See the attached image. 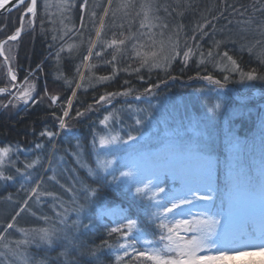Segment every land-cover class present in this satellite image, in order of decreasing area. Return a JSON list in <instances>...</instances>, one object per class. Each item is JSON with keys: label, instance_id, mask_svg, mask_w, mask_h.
<instances>
[{"label": "trees", "instance_id": "1", "mask_svg": "<svg viewBox=\"0 0 264 264\" xmlns=\"http://www.w3.org/2000/svg\"><path fill=\"white\" fill-rule=\"evenodd\" d=\"M145 2H151L155 9L153 14L168 24L166 32L171 33L185 24L190 33L186 41L187 47H192L194 53L187 65L182 62V57H179L167 70L143 68L139 73L131 70L139 66V61L132 51V43L136 38L146 40V37L140 35L139 29L142 13L137 15L140 13V5ZM83 3L84 0H37L35 26L29 23L30 15L24 16V28L20 37L16 41L3 44L2 54L7 58L17 80L12 92L0 93V148H10V152L0 162V171L14 178L11 181L0 180V202L5 200L13 205L5 219L6 222L0 224V233L25 201L27 206L24 205L16 217L17 233L8 243L6 256L0 264L14 263L16 262L14 258L18 261L19 255L24 256L25 264H37L45 258L46 264H69V261L71 264H89L88 258L79 256L78 251L71 247L70 241L81 246V249H93L104 240L114 242L116 235L109 237L107 229L115 226L114 220L121 212L137 219L139 226L148 236L156 240L158 233L146 224L145 213L150 211L146 208L148 204L146 199L136 197L134 191L128 190L122 184L109 183L111 176H108L106 181L103 174L89 175V167L93 169L96 167L98 151L93 141L98 140V137L106 134L109 129L119 131L122 135L129 132L138 133L140 127L133 124L128 107L143 108L152 105L161 101L166 94L184 96L192 89L199 88V85L212 89L209 92L215 98L211 96L206 104L203 101L197 110L192 106V115L195 118H199L200 113L206 111L204 107L208 106L209 109L215 104L217 97L219 103L223 105L215 114L208 110L210 115L208 127L214 142L213 151L209 154L213 172L210 186L214 200L210 202L209 209L214 211L223 207L228 210L232 198L238 195V190L243 191L240 195H244L245 198L250 196L254 200L262 199L264 202V119L258 114L264 110L262 107L264 80L251 83L248 94L255 92L256 97L247 95L241 98L239 96L246 95L247 92L243 94L239 88H235L237 95L232 97L229 95L227 100H223V96L214 91L217 90L215 86L203 85L201 82L203 79L200 78L213 75L222 80L223 73L217 72L212 66L227 48L242 46L243 51L234 58L240 68L246 72L255 69L264 76V63L260 60V55L264 52V0H111V4L109 0H88L84 11L81 12ZM28 4L26 2L13 12L0 16V42L19 28L21 15ZM125 4L128 7H120ZM106 8L108 15L105 16ZM93 11L96 13L95 23L91 17ZM101 17L104 18L106 25L102 31V39L110 41L113 38H133L126 41L124 55L117 54L118 59L114 62L117 69L115 72L113 65L106 62L111 60L113 49L104 50L101 57L93 55L88 61L83 59L91 46L89 40L96 39L95 31L99 28ZM201 25H204L202 31ZM143 31L146 32L147 29ZM154 31L158 32L159 29ZM61 36H64L63 41L59 39ZM53 37L57 39L54 41ZM225 37L231 42L216 47L212 56L208 55L207 61L201 62L197 47L202 45L207 47L206 42L224 40ZM67 44L78 47H75L71 54L65 49L57 59L56 52L61 45ZM100 50L101 45L98 44L93 51ZM202 53L207 54L206 51ZM89 64L94 67L89 68ZM126 67L129 68L127 72L123 70ZM100 76H112V79L100 82L97 79ZM140 76L144 79L141 80ZM170 76L176 79H169ZM26 79L35 86L33 98L27 104L17 98L25 86ZM162 80L167 83H160ZM77 83L81 84L80 88H76ZM150 84L160 86L154 90L152 96L136 100L135 96L143 95L144 89ZM12 85L7 66L0 57V88L10 89ZM129 88L132 92L128 96H115L111 103H96L101 95L109 92L118 93ZM73 90L76 92L74 97ZM51 95L59 96L55 105L51 103ZM69 98L72 99L70 109L67 106ZM89 105L93 108L86 116H76L77 111H84ZM238 109L242 113L255 109L258 116L235 117L234 111ZM65 110H68L69 115L64 119L72 131L59 129L57 117L63 116ZM178 110L176 108L175 116H170L173 120L169 119L168 123L178 119L180 115L177 113ZM111 113L122 116L118 122L113 121L109 128L105 129L99 122L105 115ZM167 116L169 117L168 114ZM46 129L57 135L51 140L41 137L39 133ZM36 144L42 147L36 149ZM234 144L239 145V148L231 149ZM141 146L139 143L134 147L136 149ZM131 147L133 146L126 148L125 151L133 150ZM123 152L124 150H120L114 153L112 150V155L121 157ZM238 153L239 157L235 156L237 159L232 160L234 154ZM168 155L169 151L164 150L159 161H166ZM37 158L39 164L26 170L25 164L32 163ZM123 168L118 162L114 165V169ZM115 174L118 175V171ZM162 180L167 187L171 186L166 177ZM37 185L38 192L53 195H42L39 198L32 196L31 189ZM89 188L99 189V194L95 202L86 205L85 211L78 215L74 207L84 203L83 193ZM58 213L66 218L69 228L73 221H78V225L69 233L68 240L61 239L48 247L40 243L32 230L49 227L52 224L62 228L61 216L57 215ZM22 215L25 216L24 220L19 223ZM83 225L88 227L85 228ZM246 228L251 230V224L247 223ZM20 229H24L25 233H21ZM24 240H28V243H19ZM65 245H68L67 259L59 256V253L65 250ZM139 247L141 246L137 244V248ZM101 255L104 264H114V251H104ZM129 259L125 258L126 261ZM137 264L151 262L139 258ZM225 264H264V260L250 258L236 262L228 259Z\"/></svg>", "mask_w": 264, "mask_h": 264}, {"label": "snow or ice", "instance_id": "2", "mask_svg": "<svg viewBox=\"0 0 264 264\" xmlns=\"http://www.w3.org/2000/svg\"><path fill=\"white\" fill-rule=\"evenodd\" d=\"M25 0H0V9L11 11L12 7H19L24 4ZM88 0H84L81 5V12L84 11ZM111 4V0H109ZM120 7L125 8L128 5H121ZM155 9L151 2H145L140 5V15L142 13L143 18L140 20L139 29L141 30L140 35L146 37L145 41H141L136 38L135 42L132 43V51L135 58L139 61V66L132 68L133 72L139 73L141 69L147 68L152 69H164L171 65L173 61L181 57L182 62L187 65L188 61L191 59L193 53L192 47H187L186 50H181L179 48V34L178 30H173V33H169L165 39V30L168 29V24L161 21L160 17L154 15ZM30 14L29 23L34 27L35 18L37 16V0H30V3L26 7L23 16ZM104 15H108V9L104 10ZM23 16L21 17V27L16 29L14 34L8 37V40H17L21 32L23 31ZM96 13L93 11L91 17L93 18V23H95ZM84 17L81 16V27H83ZM105 20L103 17L99 20V28L95 31V40H89L91 45L88 48V54L83 57L85 61L90 60L93 55L96 57H101L103 51L106 49H113V54L110 61H106L113 65V71L115 72L116 65L114 62L117 61L118 55H124V46L126 41L133 39L132 37H125L122 39L113 38L110 41L102 39V31L105 29ZM204 25L200 26L202 31ZM147 29L146 32L143 30ZM154 29H159L158 32ZM175 34V38L174 35ZM67 35V32L65 33ZM115 36V33L113 34ZM123 36V33H121ZM202 35H207V33H202ZM57 37H53L55 41ZM61 41L64 40V36L59 37ZM231 42L228 37L224 40H214L213 45L219 47L224 43ZM101 45L100 51H93L97 45ZM75 47L74 44L61 45L59 51L56 52V57L59 59L61 53L67 49L69 54L73 51ZM3 48V44H0V49ZM243 51V46L241 47ZM250 52L251 49H248ZM203 55V53L201 54ZM212 56L211 50L208 53ZM223 57L227 58L228 65L225 66V70L231 73L238 74V80L236 82L244 84L251 83L257 80H264V76H261L255 69L249 70L247 72L240 68L237 60L234 59L227 51L223 52ZM7 59V58H6ZM261 63H264V52L260 55ZM203 62V60L201 61ZM39 67V66H38ZM89 68L94 67V65L89 64ZM129 67H131L129 65ZM128 71L129 68L123 69ZM8 75L11 81H16L17 76L13 72L11 67H8ZM230 74L224 75L223 79H218L213 75H205L200 77L204 81H207L210 85L215 86L219 89H225L227 83L230 80ZM199 76V73H197ZM143 80V76L139 77ZM81 79L83 80V74H81ZM98 81L103 82L112 79V76H100L97 78ZM169 79L175 80L176 77L170 76ZM191 79V78H190ZM125 83H128L125 81ZM160 83L166 84L167 81L162 80ZM160 84H150L148 88L144 89L143 95L135 96L136 100H142L144 97L152 96L155 89L159 88ZM34 85L28 83L27 79L25 81V86L20 90L18 99H21L25 104L32 100V94L34 91ZM81 84L77 83L76 88H80ZM6 89H0V93L5 92ZM132 92V89H126L121 92H109L101 95L96 101L97 104L100 103H111L112 98L115 96H128ZM46 95H48L46 93ZM76 95L75 90L72 92V96ZM51 103L53 105L59 100V96L51 95ZM72 105V99L69 98L67 101V106L70 109ZM6 107V105H5ZM223 105L219 102L213 104L208 110L213 114L219 112ZM93 106L89 105L84 111H77V117L86 116ZM131 110V106H130ZM145 113L142 117L140 114ZM69 115L68 110L63 112V116L57 117L59 121V129L65 131H72L70 126L66 123L65 117ZM151 118V113H147L145 109L137 110V115L135 118V124L137 126H142L148 119ZM113 119L111 114L105 115L103 119L100 120V125L105 129L109 128V122ZM41 137H47L51 140L57 133L50 130H44L39 133ZM139 140L137 135L131 132L126 135H122L119 131H108L106 134H102L98 137V140L94 139L93 144L98 149L96 153V167L95 169L89 167V175H99L103 174V178L107 181L108 176H111V181L109 183H116L124 185L128 190L134 191V195L141 200H147V209L145 215L147 217L146 224L151 226L155 233H158L156 240H153L148 236L144 229H142L138 220L130 218L125 212H121L118 217L114 220V225L107 229V234L112 237L113 234L116 235V240L114 242H109V240L102 241L101 245L96 246L93 249H81V246L76 245L74 242L70 241L71 247L78 251L79 256L88 258L89 264H104L101 253L104 251H114V264H137L139 258H144L146 261L151 262V264H225V261L230 259V254H244L246 251L260 250L264 251V228H261L258 232L254 229L253 232L248 236L247 241H228L225 237L230 230V226L233 222L232 216L229 210L221 207L215 209L214 211L207 207V204L214 200L212 194V188L209 186L207 188L206 194H198L197 190L192 188L187 189H175L166 186L165 182L160 178V173H153L150 177H142L141 170L135 166H125L126 170L114 169V165L117 164V159L112 155L113 149L127 148L129 145L135 146L136 142ZM42 146L36 144L35 148L40 149ZM22 151V149H20ZM10 152L9 147L0 148V162L2 159ZM37 164H39V158H37L32 163H26L25 169H32ZM19 172V169H17ZM118 171V175L115 172ZM25 175V173H21ZM14 178L11 175H5L0 171V180L11 181ZM53 179H55L53 177ZM39 185L31 189V195L39 198L42 195H53L52 193H40L38 192ZM72 189H69L71 191ZM99 194V189L89 188L83 193L84 203L79 204L78 207H74V210L79 215L85 211V207L88 204L95 202ZM25 206H27V201H25ZM66 211V210H65ZM19 215V213H17ZM61 216L60 224L63 227H57L56 224H52L49 227H44L40 229H33L32 231L36 233L39 241L43 245L48 247L53 246L57 241L68 240L69 233L77 228L78 221H73L71 228H69L66 218L63 214L58 213ZM47 220V217L44 218ZM98 219V217H97ZM15 217H13V221ZM14 227L13 223H8L5 229ZM87 228L88 225H83ZM21 233H25L24 229L19 230ZM5 237L3 233H0V243L4 241ZM255 239H259L261 242L259 244L253 243ZM123 241V242H121ZM19 243L27 244L28 240L21 241ZM229 243L235 245L234 247H227ZM137 244H142L144 247L137 248ZM3 247L7 248L8 244L4 243ZM215 250L217 255L206 256L204 253ZM60 257L67 259L69 257L68 245H65V250L59 253ZM130 258L125 260V258ZM37 264H46V258L37 262ZM71 264V261H69Z\"/></svg>", "mask_w": 264, "mask_h": 264}, {"label": "rangeland", "instance_id": "3", "mask_svg": "<svg viewBox=\"0 0 264 264\" xmlns=\"http://www.w3.org/2000/svg\"><path fill=\"white\" fill-rule=\"evenodd\" d=\"M190 24V22H189ZM187 25V24H186ZM178 34H179V48L181 50V53L183 50H186V41L190 37V33L188 29L186 28L185 24L182 27L177 28ZM173 33V31H171ZM169 34V31H165V39L167 38ZM174 38H175V34ZM207 47L205 45L198 46V50L200 53H198V58L203 60V62L207 61V56L209 51L213 53L214 49L216 47L213 45L212 41L206 42ZM206 51V55L202 52ZM226 51L231 55L233 58L241 54V47L239 48H227ZM182 57V54H181ZM220 59L216 61V64H214L212 67L217 72H222L223 76L230 74L229 71L225 70V66L228 65L227 58L223 57V54L220 55ZM174 62V61H173ZM172 62V63H173ZM171 63V64H172ZM163 70V69H158ZM243 70V69H242ZM245 71V70H243ZM246 72V71H245ZM238 80V74L231 73L230 74V80L227 83V86L225 89H219L216 88L217 94L220 96H223V100H227L229 95L235 96L236 89L239 88L243 94V96H239L241 98H245L247 95L256 97L257 95L255 92L248 94L249 90L251 88V83H238L236 82ZM203 85L209 86L207 81L202 80L201 81ZM233 84V85H232ZM197 89H192L191 92H189L187 95L184 96H174L170 94L164 95V97L161 99V101L156 102L152 105H148L146 107H135L131 106L128 107V111L133 119V124H135V118L137 115V110L139 109H145L147 113H151V118L146 121L140 129L138 130V133L134 134L139 137V140L136 142L135 146L139 143L142 144L141 147H131L134 148L131 151H125L126 148H119V149H113L114 153L118 152L120 150H124L122 156L120 155L116 156L118 164H121V167H124L122 170H126L125 166H131L135 165L137 166L142 173V177L148 178L153 173H160L161 179H164L166 177L168 181L171 183V186L169 188H175V189H187L192 188L194 190L198 191V194H206L207 188L210 186L211 177H212V162L211 157L209 154L211 151H213V139L210 135V130L208 127V121L210 119V115L208 112V106L204 107L206 108V111L201 112L199 115V118H195L192 115V106L198 109V107H201V105L204 103L203 101H206L211 99V96L215 98L210 92L209 88H203L201 85L198 86ZM245 92V93H244ZM228 94V95H227ZM214 100V99H213ZM219 102V98H216V103ZM209 103V101H208ZM222 104V103H221ZM262 107L264 108V105L262 104ZM178 108L180 114L178 116V119H176L175 122L168 123L169 119H172L175 116V110ZM195 110V111H196ZM126 111V112H128ZM203 113V114H202ZM169 115V117L167 116ZM261 118L264 119V110L258 113ZM113 116V119L110 120V123L118 122L120 120V117L122 115H116L114 113H111ZM142 117L145 115V113L140 114ZM242 115L243 118L249 116V115H256V110H248L245 113H242L239 109L234 111V116L238 117ZM170 116H173L170 118ZM173 120V119H172ZM109 131H114L110 130ZM107 133V132H106ZM132 145H129L130 147ZM234 147H231V149H238L239 145L234 144ZM127 147V148H128ZM169 151V155L167 156L166 161L161 162L159 159L161 156H163V152ZM238 151V150H237ZM235 156L237 158L238 155L234 154V158L231 159L235 161ZM231 161L230 159H228ZM5 161V159H4ZM230 163V162H229ZM1 189V188H0ZM243 193V191L238 190V195L234 196L232 198V201L230 203V206L228 210L231 213L232 216V224L230 226L229 232L226 234V239L228 241H247L248 236L253 232L255 229L257 232L264 228V202L262 199H252L250 196L247 198L244 197V195H240ZM25 205V203L22 205ZM210 203L207 204V207L209 208ZM13 208V205L10 202H7L5 200L0 202V224L5 223V219L9 215ZM21 208V209H22ZM20 209V210H21ZM20 210L17 213H20ZM18 215L16 214V217ZM24 215L20 216L19 223L24 220ZM13 221V218L8 223H13L14 227L12 229H8L7 232H5V229L7 227V224L5 225L2 233L4 234V241L0 243V262L4 260L6 256V252L8 250V247H3L4 243H9L11 239L15 236L17 233L16 231V221ZM247 223L251 224V230H248L246 228ZM261 241L259 239H255L253 243L259 244ZM143 248L144 246L142 244H139ZM232 243H229L227 247H234ZM218 253L215 252V250H210L204 255L206 256H213L217 255ZM13 258V257H12ZM250 258L255 259H263L264 260V251L260 250H251L246 251L244 254H230V261H240V260H247ZM16 262H11L10 264H17L20 262V264L24 261V256L19 255L18 261L17 258Z\"/></svg>", "mask_w": 264, "mask_h": 264}, {"label": "water", "instance_id": "4", "mask_svg": "<svg viewBox=\"0 0 264 264\" xmlns=\"http://www.w3.org/2000/svg\"><path fill=\"white\" fill-rule=\"evenodd\" d=\"M26 2H29L30 3V0H25V3ZM24 3V4H25ZM23 5V4H22ZM22 5H20L19 7H21ZM9 7L11 8V11H7V10H2V9H0V16H3V15H6V14H8V13H11V12H13L14 10H16V9H18L19 7H12L11 5H9ZM23 14H24V12L22 13V15H21V17L23 16ZM30 15V14H29ZM24 17V16H23ZM21 27V22H20V26H19V28ZM9 41H12V40H8V38H6V39H4V40H2L1 42H0V44H4V43H6V42H9ZM16 41V40H15ZM0 57L4 60V62H5V64H6V66H7V70H8V67H10L9 66V63H8V61H7V59L4 57V55L2 54V49H0ZM9 76V75H8ZM9 78H10V76H9ZM11 80V79H10ZM12 87L10 88V89H7V88H0V89H6V91H8V92H12L14 89H15V87H16V81H12Z\"/></svg>", "mask_w": 264, "mask_h": 264}, {"label": "bare ground", "instance_id": "5", "mask_svg": "<svg viewBox=\"0 0 264 264\" xmlns=\"http://www.w3.org/2000/svg\"><path fill=\"white\" fill-rule=\"evenodd\" d=\"M28 3H29V2H28ZM23 5H24V4H23ZM23 5H22V6H23Z\"/></svg>", "mask_w": 264, "mask_h": 264}]
</instances>
